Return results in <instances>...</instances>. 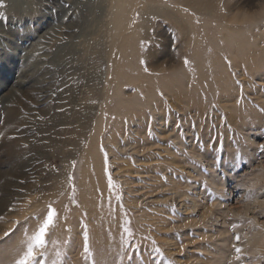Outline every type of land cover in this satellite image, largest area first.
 <instances>
[{
  "label": "rangeland",
  "instance_id": "374dc122",
  "mask_svg": "<svg viewBox=\"0 0 264 264\" xmlns=\"http://www.w3.org/2000/svg\"><path fill=\"white\" fill-rule=\"evenodd\" d=\"M112 3L0 0V264L49 205L46 264H264V0H163L123 68Z\"/></svg>",
  "mask_w": 264,
  "mask_h": 264
},
{
  "label": "bare ground",
  "instance_id": "6f19581e",
  "mask_svg": "<svg viewBox=\"0 0 264 264\" xmlns=\"http://www.w3.org/2000/svg\"><path fill=\"white\" fill-rule=\"evenodd\" d=\"M38 0H10L12 3L13 8L17 9H22V10H28V8H31ZM92 0H90L91 3ZM139 0H113V3L111 5V12H109V27L108 30L111 31V38H112V44L119 46V51H120V56L121 59L118 61V67H124L126 65V62H130L129 55L126 53V49L130 46V50L134 51L136 49V44L140 42V39L142 38L143 34L147 31L148 26L151 24V16H160L161 14H165L170 12L172 8L164 7L163 0H141V9L139 11L141 20L140 22L134 27L132 32H130V35H126V31L129 30V21L131 19L132 15V8L136 7L139 5ZM17 3V4H16ZM85 5V6H89ZM191 5V4H190ZM188 7V6H187ZM193 7V6H192ZM205 8H208L205 6ZM264 8V7H263ZM183 8H181L182 10ZM202 10H205L204 8H201ZM191 10V9H190ZM19 11V10H18ZM177 11V10H176ZM261 11V10H260ZM174 14V13H173ZM260 14V13H257ZM256 14V15H257ZM245 15V14H244ZM255 15V14H254ZM174 16V15H173ZM195 16V15H194ZM247 16V15H246ZM259 16V15H258ZM257 16V17H258ZM256 17V18H257ZM252 18V16L250 17ZM248 19V18H247ZM255 19V18H254ZM252 19V20H254ZM262 19V18H261ZM168 20V19H167ZM250 20V19H249ZM251 20V21H252ZM264 20V19H263ZM242 21V20H241ZM248 21V20H247ZM73 22V21H71ZM171 23V22H170ZM75 24V23H74ZM241 24V22H240ZM191 25V24H190ZM243 25V23H242ZM241 25V26H242ZM74 26V25H72ZM193 26V25H192ZM240 27V26H238ZM73 27H70L72 29ZM242 28V27H241ZM189 31V30H188ZM261 33V32H260ZM254 36V35H253ZM228 37V36H227ZM122 38V39H120ZM254 38V37H253ZM256 38V37H255ZM258 39V38H257ZM256 39V40H257ZM227 41V40H226ZM245 43V42H244ZM249 44V43H248ZM197 45V44H196ZM244 45V44H243ZM260 45V44H259ZM259 48V47H258ZM201 49V48H200ZM204 49V48H203ZM247 50V49H246ZM262 50V48H261ZM232 51V50H231ZM230 51V52H231ZM264 51V49L262 50ZM249 52V51H248ZM254 52V50H253ZM202 53V52H201ZM255 53V52H254ZM253 53V54H254ZM256 56V55H255ZM257 56L255 57V59ZM260 58V57H259ZM210 59V58H209ZM60 61V60H59ZM63 62V61H62ZM119 62L122 63L121 66L119 65ZM180 64V63H179ZM206 64V63H205ZM212 64V63H211ZM221 64V62H220ZM131 65V64H130ZM182 65V64H181ZM202 65V64H201ZM250 65V64H249ZM261 66V65H260ZM184 68V67H183ZM204 68V67H203ZM206 68V67H205ZM261 68V67H260ZM121 69V68H120ZM176 70V69H175ZM252 71V70H251ZM124 69H121V71L117 75V80L119 81L118 88L121 89L122 86L124 85L125 77L123 76ZM229 72V71H228ZM173 73V72H172ZM185 73V72H184ZM188 73V72H187ZM176 74V72H175ZM168 79V78H167ZM218 79V78H217ZM135 80V79H134ZM220 80V79H219ZM226 82V81H225ZM220 83V82H219ZM99 85L101 84L100 82L98 83ZM218 84V83H217ZM102 85V84H101ZM178 85V84H177ZM108 86V85H107ZM101 89V88H100ZM96 93V92H95ZM99 95V94H98ZM97 95V96H98ZM105 99V97H104ZM119 100V99H118ZM98 101V100H97ZM105 101V100H104ZM101 104V103H100ZM90 105V104H89ZM118 106V105H117ZM110 107V106H109ZM102 109V107H101ZM48 111V110H47ZM50 111V110H49ZM72 115L76 116V118H73L72 120L69 121L70 124H79L78 126L75 125V129L77 134L79 135H86V130L91 128L88 124V121L92 119L93 117V112L92 111H85V112H72ZM101 115V114H100ZM36 116V115H35ZM46 118H50V113H45ZM258 116V115H257ZM34 117V116H33ZM103 118V117H102ZM101 118V119H102ZM50 120V119H49ZM84 121V124L82 125L81 123ZM100 121V120H99ZM105 121V120H104ZM67 122V121H65ZM34 123V122H33ZM103 123V122H102ZM105 123V122H104ZM86 125V127L84 126ZM105 125V124H104ZM89 126V128H88ZM103 127V126H102ZM85 128V129H84ZM101 129V126L97 125L94 132L98 136L99 131ZM104 129V128H103ZM85 130V133L84 131ZM102 130V129H101ZM101 132V131H100ZM77 137V136H76ZM86 137V136H85ZM82 139V138H81ZM98 139V138H97ZM78 143V140H75V144ZM77 145V144H76ZM78 152V149L70 153V156L73 154L75 157L77 156L76 153ZM85 158V163H88L83 168V182H85L84 187H88V183L86 181L89 179L87 175V168L91 167V164L95 165V169L91 168L92 174H95L96 177L100 178L103 180V168L99 166L100 162H102V157H101V152L99 150V145L97 143V140L95 137L93 138V135H91L90 138V145H89V150H88V155H84ZM90 172V174H91ZM87 178V179H86ZM96 178V179H98ZM95 179V178H92ZM96 182V181H95ZM106 188V187H105ZM87 190V189H86ZM96 191V190H95ZM94 191V192H95ZM87 192V191H86ZM89 193V192H88ZM86 194V193H85ZM89 195H85L84 199L82 200L83 203H85V206L87 207H93L94 205L92 204V200L88 197ZM96 203V202H95Z\"/></svg>",
  "mask_w": 264,
  "mask_h": 264
},
{
  "label": "snow or ice",
  "instance_id": "6c2138e0",
  "mask_svg": "<svg viewBox=\"0 0 264 264\" xmlns=\"http://www.w3.org/2000/svg\"><path fill=\"white\" fill-rule=\"evenodd\" d=\"M2 6V5H0ZM185 64H188V61L185 60ZM260 150L264 152V145H261ZM58 213L56 210L49 205L46 211V214L43 217L38 219L41 221L38 226L35 228V231L28 235L25 233V242L23 244V251L19 255V258L15 260V264H46L47 256V247L48 240L46 236L48 235V230L54 225V219H58ZM19 224V221L16 222ZM125 231H128L127 229ZM129 235H132L131 232H128ZM8 235V233H5ZM237 241L239 237H236ZM85 256L90 255L87 238H85V243L83 247ZM237 253V258H239V253L241 252L240 248L235 249ZM60 253H57L59 257Z\"/></svg>",
  "mask_w": 264,
  "mask_h": 264
}]
</instances>
